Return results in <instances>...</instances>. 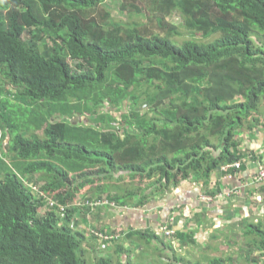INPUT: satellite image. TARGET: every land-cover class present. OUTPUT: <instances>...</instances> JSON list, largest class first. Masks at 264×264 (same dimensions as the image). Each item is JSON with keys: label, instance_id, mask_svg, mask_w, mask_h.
<instances>
[{"label": "trees", "instance_id": "1", "mask_svg": "<svg viewBox=\"0 0 264 264\" xmlns=\"http://www.w3.org/2000/svg\"><path fill=\"white\" fill-rule=\"evenodd\" d=\"M105 1L0 0V264H152L127 245L160 236L104 224L101 204L190 179L215 196L212 176L246 156L237 134L261 123L264 0H117L127 22ZM76 209L103 222L86 236ZM243 229L264 248L261 221Z\"/></svg>", "mask_w": 264, "mask_h": 264}, {"label": "crops", "instance_id": "2", "mask_svg": "<svg viewBox=\"0 0 264 264\" xmlns=\"http://www.w3.org/2000/svg\"><path fill=\"white\" fill-rule=\"evenodd\" d=\"M259 110L256 117H261L260 125L252 130L244 129L236 136L240 141V151L246 156L250 154L253 156L251 160L247 159L242 170L235 171L234 175L222 170L216 171L207 187L208 190L216 188V198L213 202H206L201 198L211 196L206 191L204 182L190 179L181 182L176 187H171L162 194H157L150 200H144L146 203L143 205L140 204L141 195L134 194V198L127 200L123 196L124 204L119 202L116 207L104 206L98 209V211L101 210L97 211L98 214L104 215V224L120 225L129 233L153 232L159 235L165 243L153 240L152 242L145 241L146 243L141 246L139 244L134 246L133 243H137L138 239L128 242L127 251H136L131 254L137 256L138 251H143L142 248L149 245V249L159 248L162 251L161 255L166 254L171 258L176 254L180 264H195L192 259V262L187 261V258H190L189 254L175 252V245L177 244L179 248H187L188 245L196 246L198 252L211 248L216 257L214 243L218 244L217 250L222 251L227 247L228 241L222 237H229L230 231L243 232L245 225L261 220L264 214V204L262 200L257 199L264 196V189L261 188L264 186V180L256 178V174L264 160V99L261 101ZM4 142L8 144L9 138L4 139ZM213 182H216V185ZM126 192L131 193L130 189ZM76 213L80 215L81 210L76 209L74 214ZM105 213L108 214L107 219ZM102 222V217H87L78 223L80 225L78 229L85 231L87 236L89 233L87 228L95 223L100 225ZM83 225L86 227H82ZM126 254L122 256V259ZM113 256H116L115 252ZM207 259L210 263L213 260L212 258ZM197 264L200 263L197 262Z\"/></svg>", "mask_w": 264, "mask_h": 264}, {"label": "rangeland", "instance_id": "3", "mask_svg": "<svg viewBox=\"0 0 264 264\" xmlns=\"http://www.w3.org/2000/svg\"><path fill=\"white\" fill-rule=\"evenodd\" d=\"M143 2L147 3L146 0H142ZM145 3L141 4V7H143L145 5ZM103 8H105L106 10L111 12V15L114 19H116L117 21H130V20H134L135 16L130 13V10H123L121 4L117 1V0H106ZM143 21V20H141ZM214 37L207 39L205 41L209 42L213 39ZM127 109L128 110H138L142 113L144 112H148L151 113L152 111V107L149 106V104L147 102H133V103H128L127 104ZM30 115H32L31 113H28L26 111L25 115H20L18 117L17 120V127L20 129L21 133L27 134L28 130L30 129L31 131L34 130V124L32 123V125H30L29 121H30ZM88 118V115H83V116H79L77 117L78 121H83L86 120ZM56 119V118H54ZM57 120V119H56ZM38 135H40L41 137L43 136V132L38 131ZM7 144H5V142L3 141L2 147H6ZM239 148V146H238ZM134 183H138V181H134ZM123 185V187L126 190H131L133 188L132 182L131 181H123L121 183ZM214 185H216V182H213ZM137 185V184H136ZM216 196V195H215ZM79 199H83L82 195H78ZM208 198H211V196H208ZM257 200H262V203L264 204V196L262 198H259ZM118 206V205H117ZM108 214L105 213V218L107 219ZM75 220L73 222V224H76L77 227H80V225L78 224L81 221H84L85 219H87L88 216H83V215H75ZM261 222L263 223V228H264V214L261 216ZM78 224V225H77ZM227 232V230H226ZM225 232V233H226ZM223 233V234H225ZM228 233V232H227ZM243 233H245V229H243V232L238 231L237 233L235 231H230V233L228 235H230L229 237H222L227 241V247H225L224 250H220L218 248V244L214 243V246L216 247V257L217 258H222L223 260H225L226 264H264V248L261 246H258V243H260V239L259 237H252V236H247L244 235ZM222 234H220L221 236ZM213 246V244H212ZM149 245H145L142 249L143 252L141 254L140 257L144 256L145 258H148V261L152 264H167V259H170V257L166 256V254H162V251H160L159 248H151L149 249ZM175 252L177 253H181V254H189L190 258H187V261L189 262H194L195 264L200 263V264H211L210 261H207V258H216L214 256V254L212 253V249H206L204 251H197V247L196 246H190L188 245L187 248H179L177 246V244L175 245ZM97 253H99L100 255H109V250L110 247L106 246V245H97ZM150 250V251H149ZM132 252H136V251H132ZM140 252V251H138ZM111 255H114V251L110 252ZM147 256V257H146ZM231 258L230 261H227V258ZM192 259V261H191ZM172 260L174 261V263H179L176 254H174L172 256ZM148 262V263H149Z\"/></svg>", "mask_w": 264, "mask_h": 264}, {"label": "clouds", "instance_id": "4", "mask_svg": "<svg viewBox=\"0 0 264 264\" xmlns=\"http://www.w3.org/2000/svg\"><path fill=\"white\" fill-rule=\"evenodd\" d=\"M251 156H252V154H250V155H248V156H245L244 158H243V160H238V161H236V162H233L232 164H226V165H230V167L229 168H234L236 171H241L242 170V167H243V165H244V162L247 160V159H250L251 160ZM235 163H240V167L237 169V168H235L234 166H232L233 164H235ZM225 165V166H226ZM264 167V163H262V165L259 167V169H258V171H257V174H256V178H259V174H260V171H261V168H263ZM229 168H227V169H229ZM221 169L222 170H224L223 169V167H221ZM227 169H225V170H227ZM260 180H264V179H260ZM202 198V200L203 201H208V202H213L214 201V199L216 198V196H212L211 195V199L209 198L208 199V197H204V196H202L201 197ZM101 206L102 207H104V206H110V205H105V204H101ZM113 206V205H112ZM63 208V207H62ZM64 209V208H63ZM70 209H72V208H70ZM75 212V211H74ZM74 212H73V214H74ZM75 215H77V213L75 214ZM75 225V228H76V230H79L78 229V227L76 226V224H74ZM82 227H85V225H83ZM173 242V241H172ZM173 244H174V242H173Z\"/></svg>", "mask_w": 264, "mask_h": 264}, {"label": "built area", "instance_id": "5", "mask_svg": "<svg viewBox=\"0 0 264 264\" xmlns=\"http://www.w3.org/2000/svg\"><path fill=\"white\" fill-rule=\"evenodd\" d=\"M232 166H234L235 168H239L240 167V163H235V164H233ZM230 167V165H224L223 166V169L225 170V169H227V168H229ZM259 178L260 179H264V167L263 168H261V171H260V174H259ZM209 199V198H208ZM211 199V198H210ZM61 210H63V208H61Z\"/></svg>", "mask_w": 264, "mask_h": 264}]
</instances>
